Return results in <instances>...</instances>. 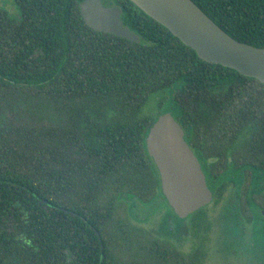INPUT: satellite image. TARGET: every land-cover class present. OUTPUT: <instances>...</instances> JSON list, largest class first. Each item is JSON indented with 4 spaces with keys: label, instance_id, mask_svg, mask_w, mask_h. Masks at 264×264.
<instances>
[{
    "label": "trees",
    "instance_id": "16d2710c",
    "mask_svg": "<svg viewBox=\"0 0 264 264\" xmlns=\"http://www.w3.org/2000/svg\"><path fill=\"white\" fill-rule=\"evenodd\" d=\"M81 1L0 7V264L184 262L128 219L151 202L173 212L145 143L157 116L141 114L165 90L197 158H215L219 179L240 171L263 236L264 82L201 59L130 0L101 1L121 8L137 42L97 31ZM193 1L264 46V0Z\"/></svg>",
    "mask_w": 264,
    "mask_h": 264
},
{
    "label": "water",
    "instance_id": "95a60500",
    "mask_svg": "<svg viewBox=\"0 0 264 264\" xmlns=\"http://www.w3.org/2000/svg\"><path fill=\"white\" fill-rule=\"evenodd\" d=\"M130 1L191 47L201 59L264 82V46L235 39L193 0ZM79 11L91 28L138 41V35L123 24L118 5L82 0ZM145 143L159 172L161 191L179 217L187 216L211 200L212 193L200 162L171 112L157 116L149 127Z\"/></svg>",
    "mask_w": 264,
    "mask_h": 264
},
{
    "label": "flooded vegetation",
    "instance_id": "af4514ba",
    "mask_svg": "<svg viewBox=\"0 0 264 264\" xmlns=\"http://www.w3.org/2000/svg\"><path fill=\"white\" fill-rule=\"evenodd\" d=\"M215 161V158H208L207 163L199 160L207 186L212 193L211 200L200 208L206 209L207 215L209 211V218L213 214L212 208L217 209L222 242L231 254L240 256L241 252L247 257L250 255L252 263L264 264V233L261 236L256 230L254 212L249 210V206L245 203L243 186L240 187V171L233 173L232 167L230 172L219 179L216 177L219 168ZM257 200L259 202V197H256ZM161 205L159 210L166 214L160 221L158 232L167 236L183 233L184 224L191 213L179 217L173 209L171 212L166 204ZM258 211L264 216V208H259ZM209 220L213 223L211 218Z\"/></svg>",
    "mask_w": 264,
    "mask_h": 264
},
{
    "label": "rangeland",
    "instance_id": "374dc122",
    "mask_svg": "<svg viewBox=\"0 0 264 264\" xmlns=\"http://www.w3.org/2000/svg\"><path fill=\"white\" fill-rule=\"evenodd\" d=\"M0 7L10 13H16L17 7L14 0H0ZM169 90L162 93L151 95L148 102L142 108L141 114H153L158 116L164 112L175 113L177 107L169 99ZM260 199V198H259ZM161 204V203H160ZM156 202L145 204L139 208V215L135 219L128 215V219L135 227L143 231V235L148 239H155L160 244L175 249L184 256V262L181 264H255L252 263L250 255L245 256L240 252L231 254L227 246L222 242L218 212L212 208L213 223L210 222L209 211L203 212V219L195 224L197 218H189L185 222L184 232L167 236L158 232V226L165 212L160 211L161 205ZM159 210V211H155ZM166 210V209H165ZM207 216V217H206ZM208 220V221H207ZM242 243V242H241Z\"/></svg>",
    "mask_w": 264,
    "mask_h": 264
}]
</instances>
